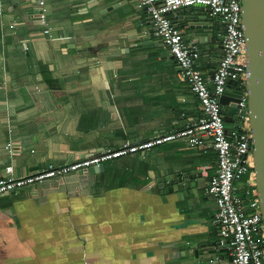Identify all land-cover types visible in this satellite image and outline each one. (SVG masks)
<instances>
[{
	"label": "crops",
	"instance_id": "0c3cea01",
	"mask_svg": "<svg viewBox=\"0 0 264 264\" xmlns=\"http://www.w3.org/2000/svg\"><path fill=\"white\" fill-rule=\"evenodd\" d=\"M185 10L213 18L215 33L224 28L208 58L197 46V68L212 77L224 24L202 8ZM188 14L169 18L193 45ZM232 104L227 129L238 124ZM202 117L138 0H0V179L142 143ZM217 170L210 139L199 147L177 141L0 196V264H231L207 193ZM176 174L193 177L188 190L160 183ZM211 243L215 255L195 256Z\"/></svg>",
	"mask_w": 264,
	"mask_h": 264
},
{
	"label": "built area",
	"instance_id": "2783aa9c",
	"mask_svg": "<svg viewBox=\"0 0 264 264\" xmlns=\"http://www.w3.org/2000/svg\"><path fill=\"white\" fill-rule=\"evenodd\" d=\"M43 6L44 3L41 2ZM153 20L155 34L167 46L180 67V77L187 82L203 108V117L194 125L174 133L156 136L142 143H125L118 149H106L71 164L50 166L24 178L0 179V196L33 188L51 180L68 176H84L94 167L147 151L168 143L185 141L193 147L210 139L218 153L217 175L207 193L216 200L218 211L214 223L219 231L220 245L232 253L231 264H264V222L256 189L253 157V135L250 129L247 86V39L242 24L241 0H138ZM199 7L221 19L225 27L223 57L212 77L198 68L200 51L187 44L183 34L169 15L183 8ZM50 33L48 23L42 19ZM233 85L241 94L240 118L233 129H227L221 98ZM8 150L16 153L15 143Z\"/></svg>",
	"mask_w": 264,
	"mask_h": 264
},
{
	"label": "water",
	"instance_id": "95a60500",
	"mask_svg": "<svg viewBox=\"0 0 264 264\" xmlns=\"http://www.w3.org/2000/svg\"><path fill=\"white\" fill-rule=\"evenodd\" d=\"M241 7L242 24L244 26V32L247 39L246 55L248 67L246 90L248 93L250 129L253 135L256 189L260 200L264 222V0H241ZM144 11H146V9H144ZM176 13L178 15H181L182 13H189L187 16V22L190 24V31L187 32V38L194 40L193 45L201 46V52L202 50L206 51L203 55L208 58L209 56L207 52L209 49L207 45L216 41V39L222 35L221 33H223L224 28H220V26L217 27L215 33L213 18H209L202 13L196 14L193 10L187 12L185 8H183L173 12L172 14ZM229 101L233 103L232 108L234 114L236 118L239 119L242 114L239 107L241 94L238 92H229L227 90L221 98L225 121H227L228 111L226 106ZM103 169L104 165L101 167H94L90 170V173L98 172ZM168 178H165L160 183L165 185L167 181H170L175 190V184H183L185 189L188 190L190 188L189 181L193 179V177H186L183 174L172 175V177ZM218 246V243L201 245L200 249H202V253L197 251L195 252V256L198 258L204 255H215L218 252ZM209 264L221 263L215 262Z\"/></svg>",
	"mask_w": 264,
	"mask_h": 264
}]
</instances>
